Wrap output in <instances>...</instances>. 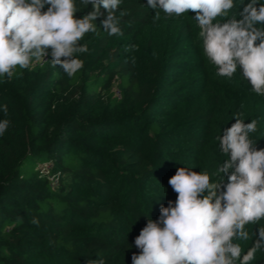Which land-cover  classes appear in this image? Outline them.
Segmentation results:
<instances>
[{"label": "trees", "instance_id": "trees-1", "mask_svg": "<svg viewBox=\"0 0 264 264\" xmlns=\"http://www.w3.org/2000/svg\"><path fill=\"white\" fill-rule=\"evenodd\" d=\"M235 3L233 13L241 0ZM77 4V19L93 10ZM146 4L121 0L115 15L122 33L153 22L157 10ZM100 11L96 32L80 41L93 39L87 53L77 54L84 66L73 77L52 66L50 49L42 64L17 68L22 75L11 80L0 77V120L10 121L0 135V264H132L147 220L175 205L169 179L177 169L218 179L213 173L227 157L217 137L235 122L233 114L258 121L250 138L264 149V96L239 68L231 78L217 75L194 12L174 16L170 33L145 54L152 76L141 80L131 60L110 46L118 35L103 29L107 12ZM260 225L264 220L246 228L255 233ZM255 238L238 241L244 252ZM250 264H264V250Z\"/></svg>", "mask_w": 264, "mask_h": 264}, {"label": "clouds", "instance_id": "clouds-1", "mask_svg": "<svg viewBox=\"0 0 264 264\" xmlns=\"http://www.w3.org/2000/svg\"><path fill=\"white\" fill-rule=\"evenodd\" d=\"M89 3L93 10L77 19V0H0V77L22 75L17 68H34L49 49L52 66L73 77L84 66L77 54L89 50L80 41L96 32L101 7L107 12L103 29L109 36L122 35L115 15L121 0H79L83 6ZM146 5L168 17L194 12L203 54L217 75L231 78L239 68L251 90L264 96V3L241 0L237 13L231 11L237 7L235 0H147ZM2 109L7 114L6 104ZM241 115L233 114L235 122L217 137L227 159L213 173L216 181L207 172L186 167L169 179L178 194L175 205L170 201L161 207L158 220H147L135 238L141 251L132 255V264H250L264 250V226L255 233L246 228L264 220V149L250 138L258 121L245 123ZM9 125L8 119L0 120V135ZM31 222L39 226L37 218ZM253 236L254 243L244 252L238 241Z\"/></svg>", "mask_w": 264, "mask_h": 264}, {"label": "rangeland", "instance_id": "rangeland-1", "mask_svg": "<svg viewBox=\"0 0 264 264\" xmlns=\"http://www.w3.org/2000/svg\"><path fill=\"white\" fill-rule=\"evenodd\" d=\"M156 10L159 13V18H156L155 15L154 20L152 19L153 22H151L150 25L132 30L128 29L122 33V35L116 36L115 39L110 42L112 48H120L123 58L131 60L136 76L141 80L150 79L152 76L148 70V65L146 64L148 58L146 59L145 54L148 53V56H150L151 52L155 50V43L164 35L170 33V23L173 22L174 18V16H166L161 9ZM92 41V38H88L83 44H87L89 48ZM200 92L201 91L195 88L193 104L201 102V100H198L197 98L200 95Z\"/></svg>", "mask_w": 264, "mask_h": 264}, {"label": "built area", "instance_id": "built-area-1", "mask_svg": "<svg viewBox=\"0 0 264 264\" xmlns=\"http://www.w3.org/2000/svg\"><path fill=\"white\" fill-rule=\"evenodd\" d=\"M47 59H48V56L45 57V60H43L42 63L44 61H46ZM42 63H40V64H42ZM48 167H49V164L48 165H45V168H48ZM49 179H50L52 185L56 184L57 177L55 175H53V174L49 175Z\"/></svg>", "mask_w": 264, "mask_h": 264}]
</instances>
